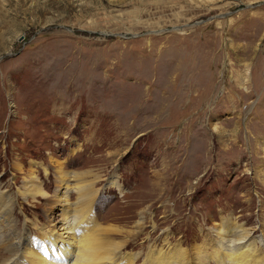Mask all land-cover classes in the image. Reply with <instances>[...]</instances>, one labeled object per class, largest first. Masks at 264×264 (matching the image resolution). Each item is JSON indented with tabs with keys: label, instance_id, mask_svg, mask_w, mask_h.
Wrapping results in <instances>:
<instances>
[{
	"label": "rangeland",
	"instance_id": "1",
	"mask_svg": "<svg viewBox=\"0 0 264 264\" xmlns=\"http://www.w3.org/2000/svg\"><path fill=\"white\" fill-rule=\"evenodd\" d=\"M0 192L1 255L65 211L114 264L261 236L264 0H0Z\"/></svg>",
	"mask_w": 264,
	"mask_h": 264
},
{
	"label": "bare ground",
	"instance_id": "2",
	"mask_svg": "<svg viewBox=\"0 0 264 264\" xmlns=\"http://www.w3.org/2000/svg\"><path fill=\"white\" fill-rule=\"evenodd\" d=\"M59 183L63 184V187L61 188L63 192L60 198L57 196L56 200L67 205L68 194L71 191L73 192V190H76V187L70 188L62 175L59 176ZM78 188H80V186H78ZM26 190L29 191L31 189L28 186L23 190L21 193L23 198L30 195H43L41 190L37 189L35 185L31 191L32 194ZM87 196L88 195L84 196L85 198L82 202L83 205H81L82 209H86L89 200H91V198ZM12 203L13 200L10 195L0 192V224H2L3 227H10V224L7 223L6 220L7 215H9L11 210L10 208ZM83 212L85 213L86 211ZM83 215L85 216L86 214ZM82 221L81 216H68L65 211L60 221H58V227L56 224H53L41 232L40 236L45 246H43V250L39 249L38 252L36 251L37 246L34 247L30 245V247H26L27 245L24 244V238H26L25 235L17 236V234L12 230H8L5 242L10 243V246L7 250H4L5 254H0V264H17L20 259L22 260L19 264H114L118 257L116 251H119L120 248L115 247L109 250L106 248L109 247L108 245H105V247L101 245L102 243L100 244L99 241V243L96 241L97 235L95 238H91L88 234L85 235L86 230H83L84 232L80 233L79 229L82 230ZM228 223L223 220L214 231V238L211 242L206 243L204 241L202 251L201 249L195 250V254L197 256H201L202 259L200 263L198 262V264H208V261L209 263L213 262L215 264H264L263 230H260L262 234L261 236H255L252 239L255 234V230L252 233V230L244 229L233 223H231L232 225H228ZM136 224L137 227L140 228L141 223L138 221ZM261 227L264 228V224ZM87 229L89 230V228ZM1 239L4 240L1 235L0 225V247H3L4 249ZM112 243L110 245H112ZM211 245H213V247H211ZM204 249L209 251L203 252ZM151 257L152 259H150V256L149 259L153 262L152 264H173L175 260L177 261L174 264H186L185 254L179 252L177 253L176 251L173 255H168L163 253V251H160L157 255ZM130 260L129 262H126V264H134V260Z\"/></svg>",
	"mask_w": 264,
	"mask_h": 264
}]
</instances>
